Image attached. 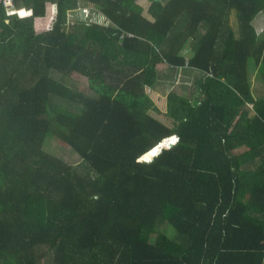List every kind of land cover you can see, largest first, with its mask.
<instances>
[{
  "label": "trees",
  "instance_id": "trees-1",
  "mask_svg": "<svg viewBox=\"0 0 264 264\" xmlns=\"http://www.w3.org/2000/svg\"><path fill=\"white\" fill-rule=\"evenodd\" d=\"M14 6L0 3V264H264V0H151L154 19L135 0ZM185 67L199 76L169 91L168 125L146 87Z\"/></svg>",
  "mask_w": 264,
  "mask_h": 264
},
{
  "label": "rangeland",
  "instance_id": "rangeland-1",
  "mask_svg": "<svg viewBox=\"0 0 264 264\" xmlns=\"http://www.w3.org/2000/svg\"><path fill=\"white\" fill-rule=\"evenodd\" d=\"M136 3H138L139 5H141V7H143L142 13L150 18V19H154L153 16L149 13V6L151 4V0H135ZM102 16L97 15L93 18V21H100L102 22ZM230 22L233 25V28L236 32V34H238V21H237V17L235 15V10L231 12L230 15ZM105 23L110 24L109 21H105ZM253 24L256 27L257 33L259 35L260 38H264V14L261 12L259 13L255 19L253 20ZM184 52L189 53V46H184L183 48ZM252 67V65L250 66ZM190 73V71L188 72ZM187 73H185L183 70H179L178 73L176 74V77H162L161 80L158 81V86L157 87H146V91L147 93L152 97V99L156 102L157 101V110H150L149 112L151 113V111L153 113H151L152 115H154L155 117H157L158 119L162 120L163 122H165L168 125H172L173 124V119L168 116L166 114L167 112V95L169 93V91L171 89H177L179 91H183L184 87L182 86H178L177 84L179 83V80H186ZM59 76L61 78H63L64 80H66L68 83L72 84L74 87L79 88L80 90H84V91H89L90 87H89V80L87 79V77H84L82 75H78V74H72L70 76H67L65 78V76L63 75H58L56 74L55 77L57 79H59ZM61 80V79H59ZM62 81V80H61ZM255 81V80H254ZM184 85V83H183ZM260 86V84H258L257 81H255L254 83V87H255V95L259 96L261 94H263V91H261L260 88H258ZM54 99H59L57 97H53V101ZM60 100V99H59ZM59 100H57V102L59 103ZM61 102L63 104H65V106H58V107H66L67 103L65 101ZM56 104V103H55ZM61 104V105H63ZM156 104V103H155ZM58 105V104H56ZM60 105V104H59ZM44 148L45 150L65 159L66 161L75 164L76 166H78L79 162H80V156L78 155V153L69 145H67L66 143L60 141L57 137L52 136L50 134H48L46 136V140L44 143ZM158 150V148H157ZM143 158V157H142ZM149 160L148 158H145V161ZM167 227V231L166 233L171 234L172 232H174V228L171 225H166Z\"/></svg>",
  "mask_w": 264,
  "mask_h": 264
},
{
  "label": "crops",
  "instance_id": "crops-1",
  "mask_svg": "<svg viewBox=\"0 0 264 264\" xmlns=\"http://www.w3.org/2000/svg\"><path fill=\"white\" fill-rule=\"evenodd\" d=\"M104 21V18H102V22ZM181 70H183L185 73H187V75H186V77H187V79L186 80H182L181 81V79L179 80V83L177 84L178 86H182V87H184V90L182 91V93H186V94H188L189 93V91H190V89L192 90V85H193V83L196 81V78L199 76L197 73L198 72H196L195 70H189L188 68L186 69V67L185 68H180ZM179 69V70H180ZM178 70V71H179ZM190 71V73H188ZM178 73V72H177ZM163 76H165V74L163 75ZM163 76H160L159 77V80H161V78L163 77ZM165 77H167V76H165ZM183 83H184V85H183ZM159 84L157 83L155 86H152V87H157ZM258 88H260V87H258ZM261 89V88H260ZM261 91H263V93H264V90H262L261 89ZM262 95V94H261ZM155 102V101H154ZM156 103V105H157V101L155 102ZM158 106V105H157ZM151 113H153L152 111H151Z\"/></svg>",
  "mask_w": 264,
  "mask_h": 264
},
{
  "label": "built area",
  "instance_id": "built-area-1",
  "mask_svg": "<svg viewBox=\"0 0 264 264\" xmlns=\"http://www.w3.org/2000/svg\"><path fill=\"white\" fill-rule=\"evenodd\" d=\"M0 3L3 5V7H5L7 13H12V12L16 11L15 6H14V0H0ZM87 14H88V9L86 7L79 8L80 17L81 16L85 17V16H87ZM93 18L94 17L91 16L90 19L93 21ZM73 21H74L73 18L69 19V22L72 23ZM172 137H174V136H172ZM177 140H178L177 136H175L174 140L171 139L172 143H175Z\"/></svg>",
  "mask_w": 264,
  "mask_h": 264
},
{
  "label": "clouds",
  "instance_id": "clouds-1",
  "mask_svg": "<svg viewBox=\"0 0 264 264\" xmlns=\"http://www.w3.org/2000/svg\"><path fill=\"white\" fill-rule=\"evenodd\" d=\"M84 7H86L87 9H88V12L90 11V10H96L95 8H93L92 6H84ZM97 15H101V13L100 12H98V11H96L95 12V14L93 15V17H95V16H97ZM102 16V15H101ZM100 22V21H99ZM172 136H174V137H172ZM172 136H169V137H167V138H165V139H163L161 142H159L156 146H154V147H159V152L158 153H160L161 152V150L164 148V144H162V143H164L166 140H171V138H175V136H177L176 134L175 135H172ZM178 137V136H177ZM167 142V141H166ZM177 142V141H176ZM175 142V143H176ZM175 143H172L171 145H169V146H172L173 144H175ZM168 145V144H167ZM153 147V148H154ZM153 148H151L149 151H152V149ZM148 152V151H147ZM146 152V153H147ZM146 153L142 156L143 158H141V159H143V160H145V158H147L146 157ZM157 153V154H158ZM157 154H153V156L152 157H148V159L149 160H151L155 155H157ZM148 161V160H147Z\"/></svg>",
  "mask_w": 264,
  "mask_h": 264
},
{
  "label": "water",
  "instance_id": "water-1",
  "mask_svg": "<svg viewBox=\"0 0 264 264\" xmlns=\"http://www.w3.org/2000/svg\"><path fill=\"white\" fill-rule=\"evenodd\" d=\"M170 144H172V143H170ZM170 146L169 145H164V148H169ZM149 153H151V151H148L147 153H146V157H147V154H149ZM153 156V155H152ZM151 156V157H152Z\"/></svg>",
  "mask_w": 264,
  "mask_h": 264
},
{
  "label": "bare ground",
  "instance_id": "bare-ground-1",
  "mask_svg": "<svg viewBox=\"0 0 264 264\" xmlns=\"http://www.w3.org/2000/svg\"><path fill=\"white\" fill-rule=\"evenodd\" d=\"M157 148H158V150H160L159 147H156V149H157Z\"/></svg>",
  "mask_w": 264,
  "mask_h": 264
}]
</instances>
